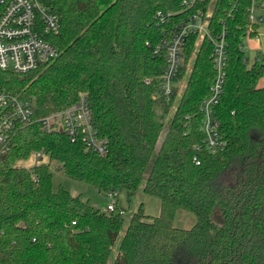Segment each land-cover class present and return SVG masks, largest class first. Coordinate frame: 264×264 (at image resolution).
<instances>
[{"label": "trees", "instance_id": "trees-1", "mask_svg": "<svg viewBox=\"0 0 264 264\" xmlns=\"http://www.w3.org/2000/svg\"><path fill=\"white\" fill-rule=\"evenodd\" d=\"M181 1L40 0L59 22L47 37L58 55L26 74L0 71V87L30 99L36 118L85 93L107 153L86 151L82 139L44 132L38 123L16 133L0 169V264H108L118 240L110 264H264V87L257 86L264 64L248 67L242 50L251 1L206 0L189 11L210 8L212 33L226 34L225 79L212 108L226 146L216 154L200 131V104L215 77L208 39L197 46L196 36L187 39L181 93L167 100L156 94L165 53L156 52L163 27L154 15L185 13ZM257 3L264 20V0ZM252 27L250 38L259 23ZM40 151L45 163L17 166ZM151 161L142 192L159 199L160 213L147 216L140 204L123 231L115 203L105 213L52 190L55 163L65 177L99 193L124 191L130 202ZM179 210L194 216L189 230L173 226Z\"/></svg>", "mask_w": 264, "mask_h": 264}, {"label": "built area", "instance_id": "built-area-1", "mask_svg": "<svg viewBox=\"0 0 264 264\" xmlns=\"http://www.w3.org/2000/svg\"><path fill=\"white\" fill-rule=\"evenodd\" d=\"M205 1L182 0L180 6L185 10L183 14L156 11L154 19L163 27V36L156 46V52L162 50L165 53L164 67L159 77L156 94L167 100L181 93L189 71L187 65L180 78L186 41L190 36H196L197 46L203 39H208L212 45L210 60L215 77L209 87L208 97L200 104V112L203 115L200 131L205 136L204 143L208 152L216 154L226 146L217 132V122L212 119V108L217 104L225 79L226 34L224 29L212 33L209 27L210 8L206 12L202 10L189 12ZM250 1V24L245 29L242 39L250 38V34L254 31L253 24L264 23L262 14L255 16V11L262 6H258L257 0ZM58 31L57 17L40 0H0V71L22 75L54 60L58 51L47 37L57 34ZM34 123H38L44 132L61 133L71 141L82 139L86 151L99 156L107 153L106 141L91 125V114L85 93H79L77 100L65 109L36 118L33 102L30 99L0 87V169L4 166L16 133ZM31 155L37 159L46 156L43 151ZM194 161L196 165L199 164L196 157ZM108 195L113 197V194ZM105 210L107 213L112 212L114 203L107 204Z\"/></svg>", "mask_w": 264, "mask_h": 264}, {"label": "rangeland", "instance_id": "rangeland-1", "mask_svg": "<svg viewBox=\"0 0 264 264\" xmlns=\"http://www.w3.org/2000/svg\"><path fill=\"white\" fill-rule=\"evenodd\" d=\"M261 14V10L258 9L255 11V16ZM242 50L244 52V59L246 65L249 67L255 61H258L264 64V23H259L258 35L254 38L244 37L242 39ZM258 87H264V77H262L257 84ZM177 107V103L173 105L171 108L169 115L162 119L164 122V130L162 135L159 139L158 145L161 143L163 136L166 132V129L169 125L171 120V116L174 113ZM47 161V157L43 156L42 159H37L34 156H30L26 161H20L17 163L18 167L30 168L36 166L41 163H45ZM152 165V161L149 163L148 168L144 174V177L139 185L137 192L134 198L128 202L126 198V194L124 191H119L113 194V197H110L108 194L99 193L96 189L92 186L74 181L68 177H65L61 171L59 170V166L55 163L50 164V172L52 174V190L55 192L59 188L66 190L72 196H79L82 200L87 201L91 206L100 209L101 211L106 212L107 204L113 202L115 203L116 207L122 211V217L124 220V225L122 231L125 229L127 222L131 215L135 213L140 204H142V208L144 214L150 217H156L160 213V201L158 198L147 196L142 192L143 185L145 180L149 174L150 168ZM219 219V218H218ZM216 219L217 222L219 220ZM195 223V218L193 215L179 210L176 211L173 226L178 229L189 230ZM119 240L114 247L112 254L110 256V261L108 264L111 263L116 248L118 246Z\"/></svg>", "mask_w": 264, "mask_h": 264}]
</instances>
